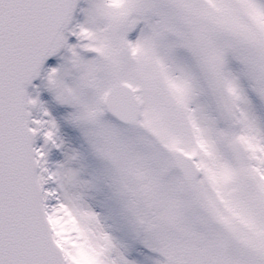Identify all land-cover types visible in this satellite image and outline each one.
<instances>
[{
	"label": "snow or ice",
	"instance_id": "1",
	"mask_svg": "<svg viewBox=\"0 0 264 264\" xmlns=\"http://www.w3.org/2000/svg\"><path fill=\"white\" fill-rule=\"evenodd\" d=\"M78 3L0 0V264H137L70 190L90 182L45 187L57 125L27 87L61 49L76 75L49 89L154 264H264V0H91L70 27Z\"/></svg>",
	"mask_w": 264,
	"mask_h": 264
},
{
	"label": "rangeland",
	"instance_id": "2",
	"mask_svg": "<svg viewBox=\"0 0 264 264\" xmlns=\"http://www.w3.org/2000/svg\"><path fill=\"white\" fill-rule=\"evenodd\" d=\"M91 0H80L78 10L71 27L87 20L85 14L89 8ZM142 27V25L140 26ZM140 27L130 34V39H135L139 34ZM68 42L76 44L77 38L69 35ZM87 58L94 55L90 52L83 53ZM70 54L64 49L63 54L53 59L44 69L40 81L28 90L32 98H39V101L50 115L43 116L40 107L32 109L33 119L54 120L57 125L56 143L60 147H55L51 143L45 144L43 136H37L35 147L46 152L47 167L52 172H58V180L50 181L46 188L58 189L60 183H65V173L71 169L77 173V181L83 183L90 182L91 187L81 188L78 184L71 191H83L85 200L95 211L101 214L114 236L117 237L127 247V256L137 264H154L156 254L149 251L137 237L132 224L121 214V205L112 196L111 189L107 183L109 166L106 161L100 159L94 152L91 143L82 127L78 126L71 119V113L75 111L73 106L60 103L55 93L49 89L47 75L52 68H60L65 65ZM236 66H234L235 68ZM71 82V77H69ZM256 114L264 119V103L253 100ZM62 166V167H61Z\"/></svg>",
	"mask_w": 264,
	"mask_h": 264
},
{
	"label": "clouds",
	"instance_id": "3",
	"mask_svg": "<svg viewBox=\"0 0 264 264\" xmlns=\"http://www.w3.org/2000/svg\"><path fill=\"white\" fill-rule=\"evenodd\" d=\"M111 2L113 4L119 5V4L125 3L126 0H111ZM90 23H91V21H90ZM76 71L77 70L71 64V59H70V56H69L66 59L65 65H63V67L59 68V72L57 74V78L69 82V77H71V82H72V78H73V76L76 75ZM71 224H72V227L75 228V222L71 221Z\"/></svg>",
	"mask_w": 264,
	"mask_h": 264
},
{
	"label": "water",
	"instance_id": "4",
	"mask_svg": "<svg viewBox=\"0 0 264 264\" xmlns=\"http://www.w3.org/2000/svg\"><path fill=\"white\" fill-rule=\"evenodd\" d=\"M79 1H80V0H79ZM77 7H78V5H77ZM76 11H77V8H76V10H75V12H74V14H73V20H74V17H75V13H76ZM73 20H72V22H73ZM71 25H72V23H71ZM71 25H70V27H71ZM61 51H62V49H61L56 55L49 57V58L45 61L44 65H43V67H42V69H41V71H40V75H39L38 77H36V78L32 81V83H31L30 85H28L27 90H28L29 88H31V87H32V86H33V85H34V84L40 79L41 74H42V70L44 69V67H45V65L47 64V62H48L49 60H51L52 58L58 56V55L61 53Z\"/></svg>",
	"mask_w": 264,
	"mask_h": 264
}]
</instances>
